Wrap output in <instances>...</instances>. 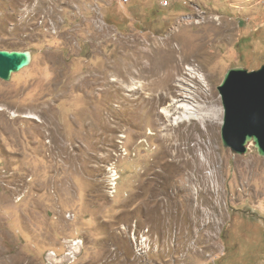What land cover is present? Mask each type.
Listing matches in <instances>:
<instances>
[{
	"label": "rangeland",
	"instance_id": "1",
	"mask_svg": "<svg viewBox=\"0 0 264 264\" xmlns=\"http://www.w3.org/2000/svg\"><path fill=\"white\" fill-rule=\"evenodd\" d=\"M160 1L0 0V49L32 52L0 77V264H264V156L224 144L218 88L264 64V0ZM156 42L194 58L222 107L219 189L180 188L149 90L116 72Z\"/></svg>",
	"mask_w": 264,
	"mask_h": 264
},
{
	"label": "bare ground",
	"instance_id": "2",
	"mask_svg": "<svg viewBox=\"0 0 264 264\" xmlns=\"http://www.w3.org/2000/svg\"><path fill=\"white\" fill-rule=\"evenodd\" d=\"M163 44L156 42L154 53L148 52L149 48H144L141 43L135 44L139 47V54L124 66H115V69L133 85L128 90L136 95V100H140L142 94L149 90L144 100L152 102L150 111H153L158 120L155 124H159V139L168 149L166 153L170 156L169 167L176 174L187 175L188 182L185 186L180 185V188L187 194L195 188L199 190V195L205 194L209 189H219L220 186L216 174L223 167L220 159L214 155V138L223 114L222 107L206 88L196 87V83L205 82L199 70L193 66L196 60L189 55L180 58L172 46L168 48ZM158 52L165 55L162 63L156 59ZM148 57H154L155 60L149 61ZM112 81L118 82L119 88L123 86L117 77H113ZM127 118L135 120L131 115ZM134 122L139 125L142 123L141 120ZM242 163L244 172L255 171L256 163ZM190 200L196 203L192 195ZM186 211L184 212L187 213ZM195 214L200 217L205 214L200 203L196 205Z\"/></svg>",
	"mask_w": 264,
	"mask_h": 264
},
{
	"label": "water",
	"instance_id": "3",
	"mask_svg": "<svg viewBox=\"0 0 264 264\" xmlns=\"http://www.w3.org/2000/svg\"><path fill=\"white\" fill-rule=\"evenodd\" d=\"M31 61L30 50L0 49V77L9 80ZM218 88L225 109L224 144L245 153L248 144L253 143L264 156V64L251 70L243 66L229 68Z\"/></svg>",
	"mask_w": 264,
	"mask_h": 264
},
{
	"label": "built area",
	"instance_id": "4",
	"mask_svg": "<svg viewBox=\"0 0 264 264\" xmlns=\"http://www.w3.org/2000/svg\"><path fill=\"white\" fill-rule=\"evenodd\" d=\"M170 4H171V0H161L160 1V5L163 7L169 6Z\"/></svg>",
	"mask_w": 264,
	"mask_h": 264
}]
</instances>
